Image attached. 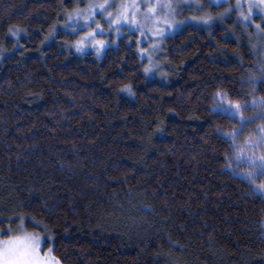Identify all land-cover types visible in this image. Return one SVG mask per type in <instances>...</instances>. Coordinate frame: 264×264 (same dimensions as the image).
<instances>
[{
	"label": "trees",
	"instance_id": "1",
	"mask_svg": "<svg viewBox=\"0 0 264 264\" xmlns=\"http://www.w3.org/2000/svg\"><path fill=\"white\" fill-rule=\"evenodd\" d=\"M88 2L0 0V235L24 220L62 264H264V179L229 166L240 121L215 108L264 97L255 28L183 26L149 77L132 36L72 51Z\"/></svg>",
	"mask_w": 264,
	"mask_h": 264
},
{
	"label": "rangeland",
	"instance_id": "2",
	"mask_svg": "<svg viewBox=\"0 0 264 264\" xmlns=\"http://www.w3.org/2000/svg\"><path fill=\"white\" fill-rule=\"evenodd\" d=\"M99 2V0H96ZM130 3L131 0H115V5L119 6L121 3ZM155 3L156 0H137V3L141 5L140 10L137 11V20L139 22V27L137 24L121 22L119 25H112L110 27V21L107 19L106 13H98L94 21L91 23H86L83 20V16L86 15V7L81 8L82 14L79 23H71L67 21V24L60 27V30H64L65 34L74 35L75 39L69 43V47L72 51L83 54L86 52H93L97 57H102L111 45L115 46L121 37L123 36H132L130 39L135 40L138 51L140 53L141 59L144 64V69L149 68L150 71H145L149 77H160L165 78L167 76L166 67L164 65V41L167 36L172 35L182 29L186 25H195L204 28H211L216 23H223L228 19L233 18L237 24L248 25L251 24L255 28V34L252 36V46L255 45L254 49H264V46H261L262 42L257 36L256 25H264V8H254L251 22H245L242 20L240 13L244 12L247 14V6L250 0H240L241 7H236L237 0H229L225 3L221 0V3L217 5L214 0H172L173 7L175 8V14L170 15L169 18L173 21H180L182 23H176L175 26H165L163 23H157L156 17L146 13L147 3ZM163 3H167V0H161ZM89 3V2H88ZM203 5V9L199 8V5ZM232 7L231 12L226 13V9ZM116 8H110L109 11H115ZM168 10L160 9L157 12L158 16L163 17L167 14ZM210 15L213 17V20L209 24L200 22L199 20L192 19V17H198L201 15ZM224 14V15H221ZM114 18V17H113ZM97 23L102 26V30L96 31L95 36L88 37L87 33L96 29ZM167 29L163 31L162 35H154L153 33L159 31L160 29ZM82 41L77 47V42ZM97 41H104V47L98 52L96 44ZM141 49L145 51H141ZM229 100L224 97L223 102L219 98V101L216 105V109L232 114L230 110H227V102ZM233 115V114H232ZM244 143V142H243ZM242 143V144H243ZM261 151H264V148H257L256 152L259 154ZM242 168L240 171L247 170L248 164H241ZM240 171H237L238 175ZM243 176V175H241ZM263 179H264V175ZM258 177L254 178L256 181ZM261 184V183H260ZM259 185V183L257 184ZM23 225V227H21ZM31 233L34 235H40L38 232L27 229L24 225V220L18 223L16 229L9 232L7 235H0V241H7L10 237L20 236L24 233ZM42 236V235H40ZM49 249H52V257H56L53 253L52 246L44 249V238L40 244V255L45 257L48 254ZM57 258V257H56ZM50 264H55V260L50 258ZM60 264H62L60 262Z\"/></svg>",
	"mask_w": 264,
	"mask_h": 264
},
{
	"label": "snow or ice",
	"instance_id": "3",
	"mask_svg": "<svg viewBox=\"0 0 264 264\" xmlns=\"http://www.w3.org/2000/svg\"><path fill=\"white\" fill-rule=\"evenodd\" d=\"M214 2L219 5L221 0H214ZM223 2L227 3L229 0H223ZM203 5H199V8L203 9ZM236 7H241L240 0H237ZM264 8V0H250L247 6V14L244 12L240 13V16L243 21L251 22L253 9L254 8ZM110 8H116L115 11H109ZM141 5L137 3V0H131L130 3H121L118 8L115 5V0H89L86 8V15L83 16V20L86 23H91L94 21L95 16L98 13H106L107 19L110 21V27L112 25H119L121 22H128L137 24L139 27V22L137 20V11L140 10ZM167 9L168 12L163 17L158 16L157 12L160 9ZM233 9L230 6L226 9L227 12H231ZM146 13L156 17L157 23H163L165 26H175L176 23H182L180 21H173L169 18L170 15L175 14V8L173 7L172 0H167V3L161 2V0H156L155 3H147L146 5ZM82 10L77 7L76 9L67 12L66 16L68 21L71 23H79L81 18ZM224 15V14H221ZM114 17V18H113ZM192 19L199 20L202 23L209 24L212 22L213 17L207 14L192 17ZM257 36L264 42V25L257 24ZM102 30V26L97 23L96 29L87 33L88 37H93L96 34V31ZM167 30L160 29L159 31L154 32V35H162L163 31ZM10 33L12 30L10 29ZM13 35L15 33H12ZM82 41L77 42V47ZM104 41H97L98 45L97 51L99 52L101 48L104 47ZM261 46H264L262 43ZM255 47V45L253 46ZM141 51H145L141 49ZM3 53L0 52V56ZM145 71H150L149 68H145ZM261 76H264V67L261 69ZM260 77L255 76L253 74L250 77V82L258 80ZM221 102H223L225 93L219 92L217 94ZM259 104L261 107V111L256 113V116L264 117V97L256 98L255 96L252 98V101L249 103L248 101L240 102V101H231L227 102V110H230L231 113L238 117L240 121V127L234 128L231 131L225 133L232 140V156L226 157L229 161V166L234 162L236 164V168L234 171H240L241 164H248L249 167L247 170L240 171V174L243 175L246 179H248L249 183H254V178L264 175V151H261L257 154V148H264V124L257 125L254 131L257 135L249 137L244 141L243 144H239L237 142L238 135L243 131V126L245 123L251 122V120L255 119L254 117H246L243 114V110L247 107H256ZM254 191L261 192L264 194V184L255 185L253 188ZM19 219L23 220L24 216H18ZM23 227V225H21ZM43 240V237L40 235H34L31 233H24L20 236L10 237L7 241H0V264H50V258L55 260V264H60V261L56 257H52V249H49L48 254L45 257H41L40 255V244Z\"/></svg>",
	"mask_w": 264,
	"mask_h": 264
}]
</instances>
